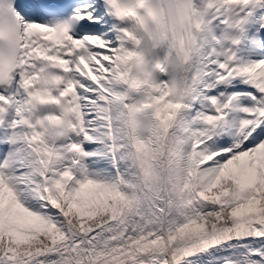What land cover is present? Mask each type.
<instances>
[{"label":"snow or ice","instance_id":"snow-or-ice-1","mask_svg":"<svg viewBox=\"0 0 264 264\" xmlns=\"http://www.w3.org/2000/svg\"><path fill=\"white\" fill-rule=\"evenodd\" d=\"M0 264H264V0H0Z\"/></svg>","mask_w":264,"mask_h":264}]
</instances>
